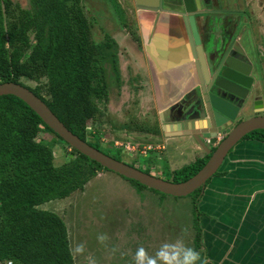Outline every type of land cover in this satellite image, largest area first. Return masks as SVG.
<instances>
[{
	"label": "trees",
	"instance_id": "16d2710c",
	"mask_svg": "<svg viewBox=\"0 0 264 264\" xmlns=\"http://www.w3.org/2000/svg\"><path fill=\"white\" fill-rule=\"evenodd\" d=\"M1 2L0 82L26 86L68 130L98 149L88 141L89 136L97 140L88 122L98 110L97 103L107 96L103 63L115 67L114 47L108 41L90 40L77 0H28V9L15 3L16 18L11 16L9 1ZM21 79L35 84L26 85ZM40 128L60 139L19 98L0 95V262L75 264L62 219L37 206L82 190L102 166L66 143L71 149L67 162L53 166L45 145L36 139ZM243 137L264 142V130H252ZM207 157L173 169L170 181L186 179ZM194 238L196 242L197 235Z\"/></svg>",
	"mask_w": 264,
	"mask_h": 264
},
{
	"label": "rangeland",
	"instance_id": "374dc122",
	"mask_svg": "<svg viewBox=\"0 0 264 264\" xmlns=\"http://www.w3.org/2000/svg\"><path fill=\"white\" fill-rule=\"evenodd\" d=\"M8 1L11 16L16 13L13 11L15 3L20 8H29L28 0ZM77 4L87 24L90 40L100 44L108 41L115 50V67L112 69L108 61L103 63L107 96L97 103L98 110L88 122V128L97 140H92V136H89L90 140L86 139L119 160L170 181L167 160L164 157L159 159L158 153L151 149L157 142L154 133H159L158 121L152 104L138 100V66L121 62L120 52H130L122 41L123 34L130 32L135 23L133 0H77ZM3 22L0 0V24ZM21 80L29 86L35 84L32 80ZM42 81L43 78L38 82ZM249 114L245 112L238 119H245ZM36 139L45 145L53 166L67 162L71 149L65 142L43 128L38 131ZM191 158L192 155L188 154L186 160L178 161L173 167H179L182 161L187 163ZM98 171L84 183L82 190L37 206L55 212L62 219L75 264H135L134 255L140 246L149 255H155L164 243L182 239L187 245L190 233L185 229L193 219L191 200L197 196V190L175 197L145 186L138 187L128 178L106 168L100 167ZM173 201L180 203L173 204ZM169 210H172L171 214ZM183 214H190V217ZM100 234L108 237L103 243L97 239ZM79 244L84 245L81 253L75 251Z\"/></svg>",
	"mask_w": 264,
	"mask_h": 264
},
{
	"label": "crops",
	"instance_id": "0c3cea01",
	"mask_svg": "<svg viewBox=\"0 0 264 264\" xmlns=\"http://www.w3.org/2000/svg\"><path fill=\"white\" fill-rule=\"evenodd\" d=\"M220 1L217 7L220 10H251V18L244 19L245 30L252 42L257 43L254 47L256 55L263 57L264 0ZM132 6L135 23L130 32L123 34L122 41L130 52H120L121 62L138 66V100L149 101L157 114L162 108L174 104L198 82L188 37L182 17L166 7L164 10L140 8L134 0ZM201 22L196 20L199 38L203 32ZM228 24L231 25L229 20L221 30ZM112 38L115 39L114 35ZM143 88L147 90L143 91ZM160 133H154L157 142L151 149L158 153L159 159L164 157L167 160L169 172L195 158L206 157L204 150L190 136ZM214 145H209V148L212 150ZM188 154L192 158L187 163L182 161L179 167H173L178 161L186 160ZM193 202L195 211L190 208L193 219L186 226L190 233L189 247L202 257L207 256L210 264H264L263 141L254 137L240 138L197 191ZM169 211L171 214L172 210ZM183 215L190 217V214Z\"/></svg>",
	"mask_w": 264,
	"mask_h": 264
},
{
	"label": "water",
	"instance_id": "95a60500",
	"mask_svg": "<svg viewBox=\"0 0 264 264\" xmlns=\"http://www.w3.org/2000/svg\"><path fill=\"white\" fill-rule=\"evenodd\" d=\"M146 9L165 7L182 17L193 59L197 83L174 104L158 112L160 128L168 136L190 135L204 152L205 163L181 181H168L144 172L92 147L68 130L46 104L26 86L0 82V95H13L68 146L125 178L170 196H185L202 187L217 170L226 152L246 133L264 130V55L258 57L250 34L237 31L238 11L220 10V0H134ZM233 14L232 26L221 33L225 14ZM202 21V38L196 29ZM175 114L170 110L173 108ZM253 115L235 122L239 115ZM171 115L169 117V113ZM163 115V117H162ZM223 137L216 142V136ZM215 143V145H214ZM208 145H214L212 151Z\"/></svg>",
	"mask_w": 264,
	"mask_h": 264
},
{
	"label": "clouds",
	"instance_id": "9594fccd",
	"mask_svg": "<svg viewBox=\"0 0 264 264\" xmlns=\"http://www.w3.org/2000/svg\"><path fill=\"white\" fill-rule=\"evenodd\" d=\"M97 239L103 243L108 237L106 234H100ZM83 250V244H79L75 248L77 253H81ZM134 262L135 264H210L207 256L202 257L194 248L187 246L182 239H178L174 243L162 244L155 255H149L148 251L140 246L136 249Z\"/></svg>",
	"mask_w": 264,
	"mask_h": 264
},
{
	"label": "flooded vegetation",
	"instance_id": "af4514ba",
	"mask_svg": "<svg viewBox=\"0 0 264 264\" xmlns=\"http://www.w3.org/2000/svg\"><path fill=\"white\" fill-rule=\"evenodd\" d=\"M258 2H259V0H257ZM241 2H244V0H241ZM238 12L240 13V14H237V16H238V21H237V24H236V29H237V31H239V29H241V28H245V29H247V26L246 25H244V19L245 18H247L248 16L251 18V10H247V9H239L238 10ZM232 17L234 18V15L233 14H225L224 16H223V20H222V24H221V26L225 23V22H227V20H229L230 21V23H231V25L230 24H228V27L227 28H223L222 30H220L221 31V33H225L226 31H228V29L232 26V23H233V19H232ZM225 20V21H224ZM220 29H221V27H220ZM251 33V32H250ZM252 41V40H251ZM253 43V45H254V47H257V43H255V42H252ZM256 44V45H255ZM262 50H264V48H262ZM166 107H169V106H166ZM174 108L175 107H173L170 111L173 113V114H175V110H174ZM163 109V108H162ZM159 112V111H158ZM158 112H157V114H156V116H157V121H159V119H158ZM171 112L169 113V117H170V115H171ZM250 113H251V115H253V113L251 112V111H249ZM241 115V114H240ZM240 115H239V117H240ZM249 116H250V114H249ZM162 117H163V115H162ZM238 120H241V119H237L235 122H237ZM158 129H160L159 131L161 132V133H164V134H166L167 136H168V131H165V132H163L162 130H161V128H160V122H158ZM160 133V134H161ZM176 136H179V135H176ZM187 136H190V135H187ZM223 137V134H218L217 136H216V142L218 141V140H220V138H222ZM190 138L192 139V137L190 136ZM192 141L195 143V141L192 139ZM196 144V143H195ZM215 144V143H214ZM197 145V144H196ZM198 146V145H197ZM199 147V146H198ZM208 147H209V145H208ZM201 149V148H200ZM214 149V148H213ZM212 149V150H213ZM202 150V149H201ZM209 150L210 151H212L210 148H209ZM204 154H208V156H209V153H204ZM123 161V160H122ZM124 162H125V160H124ZM129 164V163H128ZM172 171V170H171ZM170 171V172H171ZM207 180V179H206ZM205 180V181H206Z\"/></svg>",
	"mask_w": 264,
	"mask_h": 264
},
{
	"label": "built area",
	"instance_id": "2783aa9c",
	"mask_svg": "<svg viewBox=\"0 0 264 264\" xmlns=\"http://www.w3.org/2000/svg\"><path fill=\"white\" fill-rule=\"evenodd\" d=\"M0 264H10V261L9 260L3 261V262H0Z\"/></svg>",
	"mask_w": 264,
	"mask_h": 264
}]
</instances>
